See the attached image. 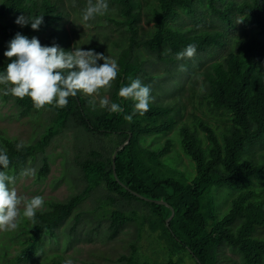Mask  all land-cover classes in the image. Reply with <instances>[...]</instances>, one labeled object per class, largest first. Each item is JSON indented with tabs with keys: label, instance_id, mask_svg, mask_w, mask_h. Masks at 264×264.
I'll list each match as a JSON object with an SVG mask.
<instances>
[{
	"label": "trees",
	"instance_id": "1",
	"mask_svg": "<svg viewBox=\"0 0 264 264\" xmlns=\"http://www.w3.org/2000/svg\"><path fill=\"white\" fill-rule=\"evenodd\" d=\"M108 3L109 9L116 11L112 21L124 26L128 34L127 47L117 54L119 73L108 92L109 99L119 103L123 112L112 113L96 105L93 110L92 99L79 93L69 97L64 108L48 105L60 128L49 129L43 141L25 144L19 151L16 144L20 141L1 139L0 148L7 149L11 161L9 167L20 169L27 158L44 145L47 137L69 125L93 136L114 134L116 138L109 149L92 148L79 164L83 177L104 189L108 201L118 203V209L109 216V237L118 234L130 221L123 208L128 198H137L155 206L164 234L188 251L196 264H217L216 250L224 244L240 255L242 264H264V237L254 236L256 230L264 227V187H260L264 183V161L255 162L246 154L252 144L264 143V0H108ZM141 11L153 26L149 33L139 36ZM23 13L30 19L43 15L38 30H33L30 23L24 26L15 23ZM67 15L63 0H1L0 19L4 24H0V35L7 48L17 32L31 39L49 30L41 44L60 46L68 43L67 35L64 31L55 35L53 31ZM182 15L204 25H209L207 18H212L221 30L214 26H211L212 30L209 27L205 30L185 27V21H179ZM235 27L243 32L249 30L250 35L230 41L221 60L210 63L201 73L205 88L202 99L211 114L218 112L224 117V132L218 135L209 123L195 118V124L204 132V143L187 125L178 128L181 149L195 164V175L187 179L164 158L172 146L169 139L159 149L141 141L144 134L170 131L180 108L151 104L149 111L140 115L134 108V101L119 96V89L143 71L137 61L143 51L160 61L176 62L179 66L184 59L177 60L176 53L187 45H196V53L224 49L225 31ZM60 47L69 51L65 46ZM167 49L171 51L166 52ZM93 50L103 53L98 46H93ZM9 62L7 57L0 61V73ZM13 98L21 115L36 110L30 98ZM126 115H132L131 123L125 120ZM123 143L114 157V174L112 154ZM47 169L44 161L39 177L44 176ZM219 185L238 191L229 210L222 216L216 214L212 200L207 199L211 188ZM132 191L149 199L166 201L168 206L153 204ZM85 193L84 190L67 200L51 202L45 210H37L35 224L26 219L23 233L28 236L12 257V264L31 263L40 248L42 236H54L56 229L82 202ZM171 210L174 214L166 224ZM236 221H239L238 225L234 224ZM136 249L132 246L129 253L120 254L114 263L91 264H138Z\"/></svg>",
	"mask_w": 264,
	"mask_h": 264
},
{
	"label": "rangeland",
	"instance_id": "2",
	"mask_svg": "<svg viewBox=\"0 0 264 264\" xmlns=\"http://www.w3.org/2000/svg\"><path fill=\"white\" fill-rule=\"evenodd\" d=\"M86 4L87 0H63V7L68 11V15L64 21L58 22L54 31L52 30L55 35L62 31L66 33L68 43L64 42L60 46H65L69 51L79 46L84 50L98 46L105 56L116 60L117 54L122 53L128 45L125 27L114 24L112 17L116 11L113 9L106 15L84 22L82 15ZM23 15L26 16L25 13ZM116 18L121 19V16ZM2 20L0 19V24H4ZM179 21H185L187 25L185 27L203 30L209 27L212 30L211 26H214L217 30H221L212 18L206 19L209 25L191 21L184 15L179 18ZM152 26L153 23L141 11L138 35L149 33ZM48 31L45 30L35 36L40 43L45 41ZM225 33L224 49L202 51L196 53L194 58L184 59L180 62V65H184L183 71L180 70V65L175 64L176 62L160 61L153 54L144 51L137 56V61L143 70L137 78L150 86L153 97L151 104L166 105L173 109L180 108L179 115L176 116L170 131L144 134L141 136V141L148 147L159 149L169 139L172 146L164 158L169 166H173L180 176L187 179L195 175V164L181 149L178 128L181 125H187L195 130L205 143L204 132L197 123L195 124V118L209 123L218 135L224 132L226 125L224 117L218 112L211 114L205 100L202 99L200 86L203 84L204 77L201 73L210 63L221 60L230 41L234 42L250 35L249 30L243 32L238 27L228 28ZM6 50V43L0 35V61L6 59L4 56ZM98 63L102 62L98 61ZM4 90L5 86L0 84V140L9 138L32 144L43 141L49 129L60 128L59 122L54 121V115L48 105L33 110L27 115H21L13 95H6ZM109 90L102 89L100 96L109 97ZM79 94L85 96L82 92ZM95 99L96 106L99 107V97ZM115 138L114 134L89 135L83 129L69 125L63 131L55 132L51 137H47L44 145L39 147L34 155L29 156L20 169L14 167L1 169L15 177V183L9 187H14L20 196L27 199L34 196L43 197L44 207L39 210L47 209L53 201H64L77 193L86 191L82 202L56 229L55 235L42 236L40 248L29 264H59L66 259H71L73 264L114 263L120 254L129 253L132 246L137 248L138 264H153L168 260H172L175 264H196L188 251L164 234L156 217L155 206L142 199L128 198L123 211L130 221L118 234L112 238L109 237V216L113 210L118 209V203L108 201L104 189L86 180L79 164L88 150L109 149ZM246 154L255 162L264 161V143L252 144ZM44 161L47 162L48 169L44 176L39 177V169ZM29 167L36 169V175L22 176L21 171ZM260 187H264V183ZM237 194L238 191L219 185L211 188L207 199L212 200L216 214L222 216L229 210L231 200ZM20 211L21 215L17 219L18 227L15 230H0V264H12V257L27 239L28 235L23 233V226L27 219L23 216V205ZM234 224L238 225L239 221ZM254 236L264 237V227L256 230ZM216 254L217 264H242L240 255L228 245L218 247Z\"/></svg>",
	"mask_w": 264,
	"mask_h": 264
},
{
	"label": "clouds",
	"instance_id": "3",
	"mask_svg": "<svg viewBox=\"0 0 264 264\" xmlns=\"http://www.w3.org/2000/svg\"><path fill=\"white\" fill-rule=\"evenodd\" d=\"M108 0H87L83 10L84 22L94 20L97 16L106 15L109 12ZM15 23L24 26L31 24L33 30H38L43 23V15L30 19L23 14L18 16ZM167 49L166 52H170ZM197 48L194 44L176 53L177 60L191 59L196 55ZM4 56L9 58L3 73H0V84L5 86V94L23 99L28 97L36 109L45 105H55L64 108L68 104L69 97H75L82 92L94 97L90 105L95 110L96 99L100 109H107L112 113H121L123 108L119 103L112 102L108 96H100L101 90H109L119 73L117 60L105 56L93 49L84 50L80 46L72 51H65L59 45H42L38 38L27 36L17 32L8 42ZM103 61V63H98ZM184 70V65H180ZM205 90L203 84L200 91ZM119 96L126 100L134 101V108L140 115H144L150 109L153 101L150 86L142 83L139 78L131 79L130 83L121 86ZM125 120L132 122V115H126ZM26 145L23 141L16 144L19 151ZM10 158L6 148H0V169L10 166ZM24 177H34L36 169L29 167L20 173ZM15 177L0 170V230H15L18 227L17 219L21 215L35 224L36 212L44 207L42 196H34L30 199L18 194L14 187ZM63 264H73L71 259H66Z\"/></svg>",
	"mask_w": 264,
	"mask_h": 264
},
{
	"label": "water",
	"instance_id": "4",
	"mask_svg": "<svg viewBox=\"0 0 264 264\" xmlns=\"http://www.w3.org/2000/svg\"><path fill=\"white\" fill-rule=\"evenodd\" d=\"M129 138H130V135L128 136V138H127V141L129 140ZM126 141V142H127ZM125 142V143H126ZM125 143H123V144H121L114 152H113V154H112V166H113V173H114V157H115V155H116V152L125 144ZM115 174V173H114ZM133 192V191H132ZM136 196H138V197H140V198H143L144 200H149L150 202H152L153 204H156V205H164V206H168V204H167V202L166 201H162V200H155V199H149V198H146V197H144V196H141L140 194H138V193H135V192H133ZM173 214H174V212H173V210H171V214H170V216H169V218H167V220H166V224H168V222H169V220L172 218V216H173Z\"/></svg>",
	"mask_w": 264,
	"mask_h": 264
}]
</instances>
